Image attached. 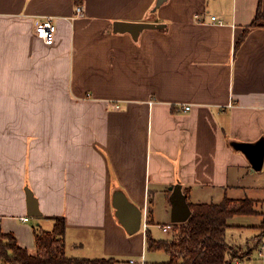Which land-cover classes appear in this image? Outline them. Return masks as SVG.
I'll use <instances>...</instances> for the list:
<instances>
[{
    "label": "crops",
    "instance_id": "crops-1",
    "mask_svg": "<svg viewBox=\"0 0 264 264\" xmlns=\"http://www.w3.org/2000/svg\"><path fill=\"white\" fill-rule=\"evenodd\" d=\"M154 3L0 0V230L30 252L34 227L64 218L68 256L96 240L111 253V233H126L115 186L143 209L142 252L146 230L172 222L177 183L189 203L260 200L264 171L235 143L264 138V25H252L264 0ZM45 15L57 25L50 45L35 32ZM114 20L166 26L136 40Z\"/></svg>",
    "mask_w": 264,
    "mask_h": 264
},
{
    "label": "trees",
    "instance_id": "trees-1",
    "mask_svg": "<svg viewBox=\"0 0 264 264\" xmlns=\"http://www.w3.org/2000/svg\"><path fill=\"white\" fill-rule=\"evenodd\" d=\"M252 25H264V15L258 9ZM243 39V38H241ZM240 39V41H241ZM192 213L185 222L174 223L177 230L172 237L155 239L150 229L146 230L147 248L164 249L169 260L165 264H234L231 258L234 249L227 239L230 219L235 215L258 214L256 201L245 197H225L220 202L190 203ZM258 225L264 230V212ZM66 222L56 218L52 230L40 225L34 227L36 253L18 243L11 232L0 230L1 264H118L119 260L109 257H78L66 254ZM264 235V231L262 233Z\"/></svg>",
    "mask_w": 264,
    "mask_h": 264
},
{
    "label": "rangeland",
    "instance_id": "rangeland-1",
    "mask_svg": "<svg viewBox=\"0 0 264 264\" xmlns=\"http://www.w3.org/2000/svg\"><path fill=\"white\" fill-rule=\"evenodd\" d=\"M260 171L263 172L264 168ZM254 194H258V198H260L256 204V209L259 213L253 215H235L230 219L231 226L227 230V239L234 249V255L231 258L233 262L237 259L244 262V264H248V257L252 254L251 264H264V250L261 251L260 249V245L264 241V235H262L264 230L257 226L258 232L255 226V224H260L263 219V215L260 212H264V189L256 191ZM157 224L159 223L149 227L155 239H167L177 233V228L165 232ZM139 232H142V229L134 234L112 232L111 237H109V250L111 251L109 254L98 246L97 240L90 244L92 245L91 247L89 245L79 249L68 247L67 253L70 255L72 253H79L83 254L81 256L88 258L113 256L119 260L118 264H127L129 259H139L142 254L144 246H142L140 236L137 234ZM257 232L258 235L254 237V234ZM261 240L263 241L261 242ZM145 248L148 264H165L169 260V255L164 249L153 250L147 248V246ZM33 253H36V249L33 250Z\"/></svg>",
    "mask_w": 264,
    "mask_h": 264
},
{
    "label": "water",
    "instance_id": "water-1",
    "mask_svg": "<svg viewBox=\"0 0 264 264\" xmlns=\"http://www.w3.org/2000/svg\"><path fill=\"white\" fill-rule=\"evenodd\" d=\"M168 0H155L152 10H156ZM164 23L152 21H126L114 20L113 31L116 33H129L136 40L146 29H162ZM235 146L246 154L252 171H260L264 166V138L255 143L236 142ZM28 213L30 215H40L38 198L31 189H27ZM170 200L172 203L171 220L172 222H185L190 217L192 209L187 200V193L183 191L181 183L174 185ZM112 205L115 217L129 234L138 232L143 224V209L138 206L128 195L127 191L115 186L112 189Z\"/></svg>",
    "mask_w": 264,
    "mask_h": 264
},
{
    "label": "built area",
    "instance_id": "built-area-1",
    "mask_svg": "<svg viewBox=\"0 0 264 264\" xmlns=\"http://www.w3.org/2000/svg\"><path fill=\"white\" fill-rule=\"evenodd\" d=\"M77 14H82V7H77ZM197 20H201V16H196ZM212 21H217L218 23H222L223 21L221 19H218L216 15H211ZM57 31V25L54 22V16L53 15H45L40 17V19L37 20L35 24V32L37 36L44 41V43L50 45L55 40V35ZM119 105H116L118 107ZM191 108V105H186L185 109L189 110ZM29 217H23V220H28ZM175 222H169V223H159L157 224L159 228H161L163 231H171L174 229ZM144 227H146V220H144ZM261 251L264 250V241L260 245ZM128 264H148V261L146 259L145 251L142 252L139 259L131 258L129 259ZM234 264H244V262L240 260H235Z\"/></svg>",
    "mask_w": 264,
    "mask_h": 264
}]
</instances>
